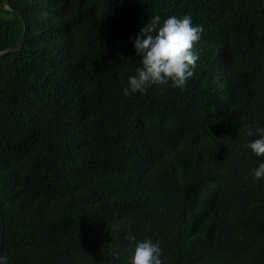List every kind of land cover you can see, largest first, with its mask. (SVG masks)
Masks as SVG:
<instances>
[{
    "label": "trees",
    "instance_id": "obj_1",
    "mask_svg": "<svg viewBox=\"0 0 264 264\" xmlns=\"http://www.w3.org/2000/svg\"><path fill=\"white\" fill-rule=\"evenodd\" d=\"M8 1L0 52L27 35L0 58L7 264H128L144 240L163 264H264V157L245 147L264 127V0ZM186 15L203 28L186 86L126 97L140 28Z\"/></svg>",
    "mask_w": 264,
    "mask_h": 264
},
{
    "label": "clouds",
    "instance_id": "obj_2",
    "mask_svg": "<svg viewBox=\"0 0 264 264\" xmlns=\"http://www.w3.org/2000/svg\"><path fill=\"white\" fill-rule=\"evenodd\" d=\"M202 26H194L189 16H171L161 23L156 16L143 25L135 37L134 48L141 57L136 74L128 77L123 89L126 97L136 93L145 94L153 85L184 88L194 74L198 54L195 46L201 38ZM252 136V131L247 133ZM257 139L245 145L258 157H264V127L256 130ZM254 180L264 178V163L251 172ZM134 240V237H128ZM159 242L144 240L135 244L128 264H163ZM0 264H7V257L0 256Z\"/></svg>",
    "mask_w": 264,
    "mask_h": 264
},
{
    "label": "water",
    "instance_id": "obj_3",
    "mask_svg": "<svg viewBox=\"0 0 264 264\" xmlns=\"http://www.w3.org/2000/svg\"><path fill=\"white\" fill-rule=\"evenodd\" d=\"M0 9L10 10L13 13H15L16 15L21 17V14L9 4L8 0H5V2L0 5ZM26 35H27V32H26V23H25V30H24L23 35H22L20 41L18 42V44L16 46L10 48V49H7V50H5L3 52H0V58L1 57H5V56H7L9 54L14 53L15 51H18V50L22 49L24 47V44H25V41H26ZM1 220H2V217H1ZM2 246H3V243L1 242V245H0V256H1V253H2Z\"/></svg>",
    "mask_w": 264,
    "mask_h": 264
}]
</instances>
